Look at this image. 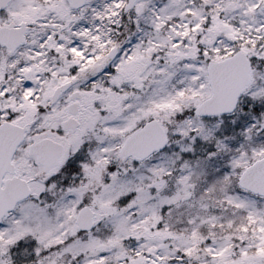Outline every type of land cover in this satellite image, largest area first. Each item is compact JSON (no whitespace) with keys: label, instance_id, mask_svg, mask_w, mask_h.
I'll return each mask as SVG.
<instances>
[{"label":"snow or ice","instance_id":"obj_1","mask_svg":"<svg viewBox=\"0 0 264 264\" xmlns=\"http://www.w3.org/2000/svg\"><path fill=\"white\" fill-rule=\"evenodd\" d=\"M0 264H264V0H0Z\"/></svg>","mask_w":264,"mask_h":264}]
</instances>
